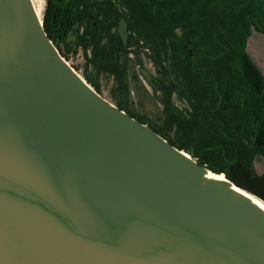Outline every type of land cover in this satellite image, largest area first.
Listing matches in <instances>:
<instances>
[{"label":"water","instance_id":"obj_1","mask_svg":"<svg viewBox=\"0 0 264 264\" xmlns=\"http://www.w3.org/2000/svg\"><path fill=\"white\" fill-rule=\"evenodd\" d=\"M206 169L0 0V264H264V207L233 187L264 199Z\"/></svg>","mask_w":264,"mask_h":264},{"label":"trees","instance_id":"obj_2","mask_svg":"<svg viewBox=\"0 0 264 264\" xmlns=\"http://www.w3.org/2000/svg\"><path fill=\"white\" fill-rule=\"evenodd\" d=\"M43 21L64 57L91 52L84 77L100 94V75L126 79L130 48L137 56V48L151 50L187 103L169 109L172 135L151 128L264 199V173L255 164L264 157V72L247 49L252 29L264 34V0H47Z\"/></svg>","mask_w":264,"mask_h":264},{"label":"rangeland","instance_id":"obj_3","mask_svg":"<svg viewBox=\"0 0 264 264\" xmlns=\"http://www.w3.org/2000/svg\"><path fill=\"white\" fill-rule=\"evenodd\" d=\"M35 4L42 18L47 0H35ZM119 30L126 35L124 23L119 26ZM133 49H129L128 56L131 61L127 64L128 75L124 81H119L111 74L100 75L98 82L101 94L115 104H126L135 114L142 115L148 126L172 135L175 128L167 123L170 117L169 109H177L179 112L187 107V103L179 97L170 84L168 85L152 51L140 47L137 48L140 49L137 56L135 52H131ZM247 49L264 72V34L252 29L247 39ZM88 57H91V52L89 51L87 56L80 48L76 51L72 50L68 57L64 58L85 79L84 71L89 65ZM172 119L176 118L172 117ZM256 168L259 173H264V157L257 158Z\"/></svg>","mask_w":264,"mask_h":264},{"label":"bare ground","instance_id":"obj_4","mask_svg":"<svg viewBox=\"0 0 264 264\" xmlns=\"http://www.w3.org/2000/svg\"><path fill=\"white\" fill-rule=\"evenodd\" d=\"M32 2H33V5H34V8L36 9V12H37L38 15H39V10H38V8H37V6H36V4H35V0H32ZM39 16H40V15H39ZM205 176L208 177V178H210V179H213V180H215V181H217V182L225 181V176H224L223 174H216V173H213V172H212L211 170H209V169H206V170H205ZM233 188H234V190H236V191H238V192H240V193H242V194L248 196L249 198L255 200L256 202H258L260 205H262V206L264 207V201H263V200L257 198L256 196L252 195L251 193L246 192V191H244V190H242V189H240V188H237V187H233Z\"/></svg>","mask_w":264,"mask_h":264},{"label":"crops","instance_id":"obj_5","mask_svg":"<svg viewBox=\"0 0 264 264\" xmlns=\"http://www.w3.org/2000/svg\"><path fill=\"white\" fill-rule=\"evenodd\" d=\"M254 58V57H253ZM256 61V60H255ZM259 65V64H258ZM256 162H257V160H256ZM256 164V163H255Z\"/></svg>","mask_w":264,"mask_h":264}]
</instances>
